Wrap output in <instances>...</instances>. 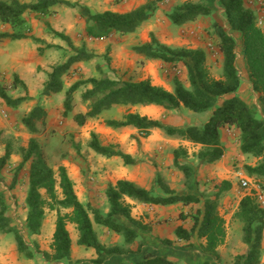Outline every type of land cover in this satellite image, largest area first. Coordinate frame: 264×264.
I'll list each match as a JSON object with an SVG mask.
<instances>
[{
  "label": "trees",
  "instance_id": "trees-1",
  "mask_svg": "<svg viewBox=\"0 0 264 264\" xmlns=\"http://www.w3.org/2000/svg\"><path fill=\"white\" fill-rule=\"evenodd\" d=\"M125 0H114L121 4ZM166 0H147L139 8L127 13L106 11L93 13L88 7L71 4L62 0H32L31 4H22L18 0L10 2L0 0V22L10 26L14 33H0V42L5 40H22L31 38L34 43L41 45L42 40L29 37L27 31L26 14L48 16L52 14L51 8L57 5H66L80 10L81 17L86 21V35L92 40L108 39L112 35L128 36L138 32L142 25L152 19L161 3ZM182 3L176 6L168 18L172 24L182 26L196 22L203 17H210L212 9L201 2L194 0H179ZM232 32L241 37L239 43L223 27L214 25V32L218 39V49L223 58L221 79L213 78L207 68L206 52L202 49L191 50L186 48H173L160 42L152 34L150 42L133 47V52L146 61H160L164 64L182 65L187 72L189 86H185L179 79L174 81L173 91L154 85L150 79L140 81H125L112 79L100 66L97 70L99 77H92L73 84L67 91L64 103V116L73 112V96L82 87L90 86L82 95L87 104L85 114H76L75 122L85 126L90 120L99 118L104 112L115 107H162L167 111L186 108L197 114L211 113V117L202 125H189L173 127L163 124L139 114L128 113L122 120H108L106 126L113 130L123 128L136 129L142 138H148L152 131L161 130L171 139H178L193 145L200 146L196 154L200 166L212 165L225 156V147L222 143L221 130L234 127L239 131L240 151L250 155L258 162L255 166L247 165L245 170L251 178L264 181V116L246 103L238 94L243 78L240 71H246L247 80L251 83L254 93L258 94L259 104L264 110V27L257 25V14L247 8L243 0H219ZM47 28L56 38L66 41L72 49L69 59L52 69L49 80L44 86L43 95L51 96L64 91L63 77L71 73L74 64L89 62L96 57L86 45L76 47L71 39L62 33L55 32L49 25ZM53 48L48 45L47 49ZM239 50V52H238ZM43 49H39L42 54ZM240 56V59L238 58ZM19 87L26 89L18 76L13 82V89ZM0 99L11 109L18 107L29 98L13 99L6 88L0 87ZM46 112L36 107L22 119L27 131L35 135L38 133L37 123L45 119ZM140 144V137L137 139ZM89 148L96 154L105 158L118 157L127 166L135 165V159L118 150L114 145H103L98 135L91 134ZM11 156L7 150L2 163ZM24 164L32 161L29 170V189L26 198L28 209L26 229L30 236L38 235L43 227L48 207L51 210H69V213L58 214L53 235L52 252L40 253L38 249L30 246L23 235L13 225L7 215V204L0 197V234L13 235L17 251L28 259L42 254L44 259L52 264H106L108 258L126 256L134 245L139 249L141 243L137 242L139 234L136 229L144 228L143 224L132 216V206L127 199L150 206L169 207L182 204L190 207L202 203L195 194L178 195L164 181L157 182L162 194L155 189L147 190L138 184L119 180L110 183L106 189V198L109 211L102 213L98 209L86 207L79 200L75 184L64 166L59 167L58 176L49 166L38 144L37 139H31L29 147L22 151ZM174 164L190 183L191 190H197L192 166L185 162L189 155L184 147L173 151ZM225 190L230 184L223 183ZM61 190L59 199L57 189ZM157 188V187H156ZM264 189V187H262ZM45 190L48 200L44 199L41 191ZM218 197L206 198L202 207L191 218L192 227L176 230V237L180 241L189 242L195 236L205 241L204 252L218 258L219 247L225 243L227 237V223L220 215ZM183 218H189L182 215ZM234 219L242 223V242L246 247L245 253L235 257L234 264H261L264 253V213L260 209L254 196L246 194L239 203ZM74 225L78 232L77 244L87 250H93L97 256L93 261H74L72 259V238L68 225ZM95 225L105 228L109 233L123 238L122 245H105L101 242ZM120 264H181L168 256L146 254L141 261L122 262ZM202 264H212L210 261Z\"/></svg>",
  "mask_w": 264,
  "mask_h": 264
},
{
  "label": "rangeland",
  "instance_id": "rangeland-1",
  "mask_svg": "<svg viewBox=\"0 0 264 264\" xmlns=\"http://www.w3.org/2000/svg\"><path fill=\"white\" fill-rule=\"evenodd\" d=\"M243 1L247 8L256 12L257 20L258 18H263L264 22V12L260 9L259 1ZM260 1L264 3V0ZM194 2L198 3L201 2V0H194ZM181 3L182 2L179 0H166L161 3L158 8V18L153 20L152 25H150V27L148 26L144 31L142 28V32L140 33L149 38L154 34L161 43L173 48L204 50L207 56V68L210 75L215 79H221L223 58L218 49V39L214 32V25L218 24L223 27L230 35L234 36L239 43L241 42L240 35L231 31L219 0H203V3L209 6L213 11L210 17H203L196 22L187 23L182 26L172 24L167 15ZM104 7L107 6L104 4ZM72 10L74 17L69 16V19H83L78 8H72ZM93 13H96V11ZM151 21L152 19L146 21L144 25L150 24ZM26 30L28 31L27 27ZM47 32L51 34L53 39H56L49 29ZM137 37H139V34ZM137 37L131 38L128 41L126 40V42H123L124 45H126L127 48H129L130 45L132 48L133 45H131V43L137 44ZM44 44L45 42L43 41L41 45L43 46ZM64 44L72 54L73 52L69 44L66 41H64ZM52 49H54V52L50 57V63H54L58 66V62L62 60L61 58H65L66 56L60 51V47L53 46ZM111 54V50L107 49L102 55H96V59H92L93 61L89 63L86 73L77 74L74 72V76H78V81L81 79L86 80L92 77H99L100 73L97 67L100 66L115 80L140 81L150 79L153 84H158L168 91H173L175 79H179L185 86H189L186 69L180 64L171 65L156 61L158 65H155V69L150 72L148 70V62L150 61L135 60L134 64L129 66L127 70L121 71L113 67V58ZM133 54L135 53L133 52ZM53 68H51V72ZM72 74L73 73H70L63 77V79L67 81V88L78 82L74 79L75 77L71 76ZM250 85L248 80L246 83H244L243 80L241 86L242 94L247 96L249 103H251L250 105L264 116L258 101L259 96L256 93L254 94L253 88H251L252 86ZM0 87L6 88L8 94L13 99L29 98V100L21 104L18 109L9 108L3 100L0 99V197H3L6 201L8 208L7 215L12 219L14 227L20 231L25 241L33 248L38 249L40 253L52 252L51 247L58 214L61 213L64 215L70 211L63 209L51 210L46 207V218L40 233L35 236L29 235L26 229V218L28 213L26 198L29 189V170L32 161L21 166L23 163L22 151L29 147L31 139H37L47 163L56 172L57 176L59 167L67 166L65 168L70 178L74 179L80 186L81 190L78 198L83 205L98 209L102 213H107L109 211V205L106 198V189L110 183H116L118 178H113L106 182L103 179V177H105L104 174L110 171L105 164L110 158H106L105 160L104 157L101 158L100 155L89 148L88 144L91 141L92 133L97 134L99 140L100 137H103L106 143L116 146L118 150L132 156L137 162L135 165L127 166L121 158H116L118 160L110 159L109 166L112 170V175H119V178L122 179L125 177L126 169L129 171H139V169L146 170V180L151 182L149 183L150 190L155 189L156 193L159 195L162 193L157 182L164 181V183H167L176 194H195L201 198L202 203L206 198L215 199L218 197L219 213L226 220L228 235L225 243L226 246L224 247V254L220 251L218 258H214L210 255L206 256L211 263L234 264L235 257L245 253L246 247L242 242L243 225L234 219V214L238 209L239 203L246 195V192L239 185V179L242 176L249 177L245 170V167L248 165L246 162L248 163L249 161L245 162V160H241V157L244 156H242L240 152L239 135L232 133L231 141H233L232 146L234 149L233 158L227 161L225 165L227 171L224 175L227 177V180H222L213 176L212 172L206 169L209 165L200 166L198 164L196 154L200 151V146L187 142L183 143L178 139L168 138L161 130H154L148 138H142L138 131L134 132V130H132L133 133L130 130L112 132V129L106 126L108 120H122L123 116L128 113L146 116L173 127L202 125L209 120L211 113L197 114L186 108L167 111L162 107H150L148 109L115 107L104 112L97 118L100 126V133L98 134L93 129V126L89 124L90 121H88L85 126L81 127L74 120V116L76 115L75 112L77 113L75 109L78 106V109H84V106L87 107V104L83 101L82 95L90 86L82 87L74 94L73 112L68 116H64L65 91H63L65 94L55 95L50 100L51 102H48L47 100L45 101V96L43 95L41 87H32L33 94L38 92V97L34 99L29 97V91L27 89L22 87H19L17 90L13 89V82L10 85L0 84ZM61 98H63V100H61ZM60 105H62V110ZM43 106L48 108L49 111L53 110L51 111V113L53 112L54 114L52 115L53 120L51 119L52 117L49 118L46 113L44 121L40 120L37 123L38 133L32 135L22 124V119L36 107H41V109L45 111ZM49 121L51 122L52 128H49ZM139 137L140 144L137 141ZM101 143L104 145V142ZM145 147L149 149V152L144 151ZM180 147H184L188 152L189 157L185 162L189 163L193 168L194 178L198 187L197 190L190 189L191 184L186 181L179 169L175 167L173 151ZM7 150H10L11 156L2 163V159L5 157ZM245 156L252 157L250 155ZM250 179H252L253 183L260 184L264 187V181L261 182L257 178L252 177ZM224 182L230 184V189L225 190ZM90 186L91 188L92 186H96L97 188L96 197L94 198H89V194L86 192L87 190L91 191L89 188ZM41 194L44 199H49L45 190H42ZM57 195L59 199L62 198L59 188L57 189ZM202 203L190 207H184L182 204H178L177 207L174 208V211L168 209L170 211L169 218H162L160 212L143 211L142 215L135 214V219L144 226V228L136 229L139 234L137 242L141 243L142 248L139 249L137 245H134L131 252L126 256L108 258L106 264L140 261L146 254L168 256L181 264H202L207 262V258L203 252H201V249V253H197L194 250L190 251V247L192 249H194L195 245L200 247L199 241L196 244H190L185 241H180L176 237L178 221H182L183 225L191 228L193 225L191 215L202 207ZM137 213H139V210ZM182 215L185 217L188 216L189 218H183ZM172 216L174 218H172ZM95 229L101 242L105 245H122L124 243L123 238L109 233L101 226L95 225ZM68 230L74 240H72V259L74 261H93L96 259L97 256L93 250H87L77 244L78 232L76 228L73 225H68ZM231 250L232 252H229ZM0 264L52 263L47 262L42 254H38L33 259L23 257L17 251L14 236L0 234Z\"/></svg>",
  "mask_w": 264,
  "mask_h": 264
},
{
  "label": "crops",
  "instance_id": "crops-1",
  "mask_svg": "<svg viewBox=\"0 0 264 264\" xmlns=\"http://www.w3.org/2000/svg\"><path fill=\"white\" fill-rule=\"evenodd\" d=\"M2 1L10 2L11 0H2ZM18 1L22 4L32 3V0H18ZM62 1L88 7L92 12L96 11V13L112 11V12L121 13V14L135 10L146 3V0H127L121 4H116L114 0H62ZM104 4L107 7H104ZM51 10H52V14L48 16H43V15H38V14H26L25 15V19L27 20L26 27L28 28V32L31 31L28 34L29 37L33 36L35 38H38L44 41L45 44L43 46L34 43V41L31 38H26V39L16 40V41L5 40L3 42H0V84L10 85L12 82H14L15 77L18 76L19 80L23 82L24 85L26 86V89L29 91V97L32 99L38 97V92L34 94L32 93V87H41V90H44L43 88L49 80L48 77H49V74L51 73V68L56 66L54 63H50V60H51L50 57L52 56L54 49L52 48L47 49V46L48 45L58 46L61 48L60 51L65 54L66 57L65 58L62 57L61 58L62 60L58 62L59 63L58 65L65 63L69 59V57L72 55L68 51V47L64 44V40L61 41L62 39L60 38L53 39L51 34L47 32L48 30L47 25H49L53 31L62 33L65 36L69 37L71 41L73 42L74 46L81 47L82 45L85 44L87 49L95 55H102L107 49L111 50V53H112L111 57L113 58V65H114L113 67L116 68L117 70L125 71L128 69L129 66L134 64L135 60H143V57L133 54L132 48L134 46L142 45V44L150 42V38L148 36L147 37L144 36V34L142 35V33L140 32H142V28L144 31V29H147L148 26L150 27V25H152L153 20L157 19L159 16V12L157 11L155 16L152 18L151 23L148 25L143 24L142 27L139 29V32H136L134 34H131L128 36H120L116 34V35H112L108 39L92 40V39H89L86 35L87 25H86L85 19H75V18L69 19L68 18L69 16L74 17L72 13L73 11L72 8L66 5H57V6L52 7ZM0 33H10L11 34V33H14V30L10 26L4 25L0 22ZM138 34H139V37H137ZM135 37H137L139 43L138 42L137 44L131 43V45H133L132 48L130 47V45H129V48H127L123 42H126V40L128 41L129 39L135 38ZM39 49H44L42 54L39 52ZM92 61L93 60L89 62H79V63L74 64L71 70V73H73L71 76L75 77L74 79L77 80L78 76H74V74L75 73L77 74L86 73V70L89 67V63H91ZM148 63H149L148 70L150 72H152L155 69L154 68L155 65H158V62L156 61H152V62L150 61ZM240 74L244 80V83H246L247 82L246 71L241 70ZM66 84H67V81L64 80V91L65 92L71 86L70 85L69 88H67ZM249 84L251 83L249 82ZM154 85L159 86L158 84H154ZM60 94H65V93L62 92ZM238 94L246 103H248L249 105L251 104L249 103V99L247 98V96H244L242 94V87L239 89ZM55 95H59V94H55ZM55 95L45 96V101L47 100L48 102H51L50 100ZM61 100H63V98H61ZM60 106L62 110V105ZM84 107H85L84 109H78L79 108L78 106L75 109V111H77V113L75 112V114H81V113L85 114L88 110L86 106ZM151 107H155V106H151ZM138 108L148 109L150 107H131V109H138ZM44 110L48 114V117L49 118L52 117L51 119L53 120L52 115L54 114L53 112L51 113V111L53 110L49 111L48 108H45ZM261 110L264 113V110L262 107H261ZM89 124L93 126V129L96 131V133L98 134L100 133L99 121L97 119L90 120ZM49 128H52L50 121H49ZM120 130H130L132 133H133L132 130H134V132L137 131L136 129H133L130 127L123 128ZM111 131L115 132L118 130L112 129ZM232 133H234L235 135L236 134L239 135V131L234 127H226L221 130L222 143H223V146L225 147V156L222 160L216 162L215 164H212L209 166L205 165V166H208L206 169L208 171H211L213 176H216L222 180H227V177L224 175L227 171L225 165L227 161H230L233 158L234 149L232 146L233 141H231ZM100 140L101 142H104L105 146L109 145L108 143L105 142V139L103 137H100ZM105 143L108 145H106ZM183 143H186V142H183ZM148 150L149 149L147 147L144 148L145 152H149ZM241 155L244 156V157H241V160L243 161L245 160V162L249 161L248 163L246 162V164L250 166H254L258 162V159L256 158L247 157L244 154H241ZM100 157L103 158V156H100ZM116 158L118 157H113L110 159L118 160ZM110 159L107 160L105 163L107 165L106 167H108V169L110 170L104 174L105 177H103V179L105 180V182L113 178H118V180H128V181L134 182L138 184L139 186L147 190H150L149 183L151 182H148V180H146L147 178L146 170L139 169V171L138 170L129 171L127 169L126 170L124 169L126 174H125V177L121 179L119 178V175H112L111 173L112 170L109 166ZM72 180L75 184L76 194L77 196H79L80 190H81L80 186L79 184H77V182L74 179ZM89 188L91 189V191L90 190L86 191L84 189L89 194V198L96 197V189H97L96 186L95 187L92 186V188L90 186ZM127 202L132 206V216L134 218H136L135 214L142 215L143 211L160 212L162 218H169L170 211L168 209H170L171 211H174V208L177 207V205L169 206V207L150 206L147 204L137 203L130 199H127ZM138 210H139V213H137ZM172 218L174 217L172 216ZM179 227H183L184 229H188V230L190 229L188 226L183 225L182 221H178L176 230ZM198 241L200 242V247L195 245L194 249L190 247V251L194 250L197 253L203 252V254L206 257L208 254L205 253L203 249L205 245L204 240H201L197 236H195L188 243L196 244ZM225 243H226V240H225ZM225 243L219 247V252L221 251L222 254L225 253V250H224V247L226 246ZM200 249H201V252H200ZM229 252H232V250ZM207 261H209L208 258H207ZM212 264L214 263L212 262ZM261 264H264V257L262 259Z\"/></svg>",
  "mask_w": 264,
  "mask_h": 264
},
{
  "label": "built area",
  "instance_id": "built-area-1",
  "mask_svg": "<svg viewBox=\"0 0 264 264\" xmlns=\"http://www.w3.org/2000/svg\"><path fill=\"white\" fill-rule=\"evenodd\" d=\"M258 1L261 11L264 12V3H262V1L260 0ZM263 24V18H258L257 25L259 27H263ZM239 185L246 192V194L254 196L257 204L264 213V189L262 188V186L260 184L253 183L252 179L245 176L240 177Z\"/></svg>",
  "mask_w": 264,
  "mask_h": 264
}]
</instances>
